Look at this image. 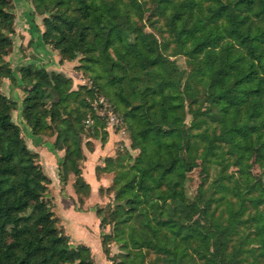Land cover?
Returning a JSON list of instances; mask_svg holds the SVG:
<instances>
[{
    "label": "trees",
    "instance_id": "trees-1",
    "mask_svg": "<svg viewBox=\"0 0 264 264\" xmlns=\"http://www.w3.org/2000/svg\"><path fill=\"white\" fill-rule=\"evenodd\" d=\"M132 1L33 0L44 14L46 45L64 60L82 55L95 69L101 63L107 80L99 81V90L123 108L141 151L130 168L118 171L108 222H115L125 248L153 251L166 264H264V172L253 176L247 161L254 158L264 169V0H153L173 37V55L192 65L187 76L168 68L169 56L145 31L143 9ZM15 26L12 0H0V264H95L89 246H70L49 197L51 178L21 137L12 117L17 103L1 86L9 78L25 88L26 123L35 134L56 135L57 149L66 146L59 175L66 184L74 174L80 196L91 192L81 163L83 121L94 112L88 99L95 92L85 85L75 90L71 78L37 64L22 67L18 81L4 60ZM71 101V113L63 114L59 107ZM207 119L218 127L194 133ZM201 138V154L187 153ZM217 150L247 174L222 169L191 197L188 174L200 158L219 168ZM113 233L101 235L108 256Z\"/></svg>",
    "mask_w": 264,
    "mask_h": 264
},
{
    "label": "rangeland",
    "instance_id": "rangeland-1",
    "mask_svg": "<svg viewBox=\"0 0 264 264\" xmlns=\"http://www.w3.org/2000/svg\"><path fill=\"white\" fill-rule=\"evenodd\" d=\"M126 1L133 3L132 0ZM137 1L143 9V17L140 20V23L145 26V31L152 32L157 36L162 50L170 58L168 68L171 71H184L187 76V73H189L192 69V65L186 56L182 54L173 55L175 43L169 30L167 29L164 16L153 11V0ZM12 2L14 4V11L16 14V23L20 21V19L25 21V19L22 18L24 12L21 13L18 9V0H12ZM133 5L135 10L137 9L136 15L139 17L140 14L138 7H136L135 4ZM29 7L33 12L34 19H38V23H36L37 21L33 23V28L37 29V27L40 25L44 32V14H40L36 10L33 0H31L29 3ZM135 19L137 18L135 17ZM28 24L30 23L28 22ZM17 26L18 25L16 24L15 28H17ZM42 33L39 30L33 33L31 32V36H29L27 41H25V36L22 38L18 36L15 37L16 33L12 35L13 46L11 47L9 53L4 57V60L11 64L18 81L21 82L20 69L24 66L35 64L36 61V64H38L37 68L45 66L49 71L61 72L67 77L71 78L73 89L77 90L80 88V86L85 85L93 89L95 92L94 96L88 99L91 101V108L94 112L86 117L83 121V151L85 158L81 163V167L82 170L86 171V175H88L91 180H94V177L98 179L99 184H97V189L95 192L91 190L89 195L81 194L80 196L74 187L76 180L74 174L69 175V179L66 184L59 183L58 181H56L54 184L51 182L50 184L49 197L53 203V210L59 217V223L64 226L66 233L73 237H70V246L75 247L81 243L76 238L77 236L75 231L71 229V225L67 226V220L71 221L70 216H68V210L69 212L74 213L72 210L74 208L72 201L69 200V193L74 190L77 200L76 201L74 199V210L83 213L84 216L92 211L91 213H96L99 219H97L93 225H88L86 223L83 224L87 229L92 230L91 237L93 241L91 242L92 245L91 247L89 246V248L91 250L95 264H166L162 262L158 255L153 251L146 249H136L131 246L125 248L124 244L118 240V235H116L114 232L115 222H108L113 217L112 211L116 207L114 182L118 171L122 168H130L134 163V159L140 155L141 151L139 148H136L133 145L134 140L132 137L130 124L125 117V111L123 108L116 106L115 102L105 91L102 92L99 90V81H104V79L107 80L101 63L95 64V67L97 68L95 69L93 65L91 67L87 66V62L85 61L86 59L83 58L82 55L73 61L62 59V56L58 50L54 49L50 45H46L43 42ZM97 76H101V78L96 80ZM4 82L6 84L3 83L1 86L2 92L10 100H13L17 103L16 107L12 110V117L15 123L20 127L21 137L23 140L35 153L37 150L32 148L30 143L32 142L33 144H36V141H43L41 144H45L46 148H51L54 153H59L57 157V163L60 165L66 154V146L63 149H57L54 146L56 135L44 133L35 134L33 132L32 126L29 124L26 125L23 122L19 123L16 118H14L15 114H17V111H20L19 103L21 100L23 101L25 88L20 87L17 82H13L9 78H5ZM72 104L74 103L71 101L68 106L61 105L59 109L63 112V114L67 115L68 111H71L72 109ZM186 110L187 115L185 118V123L190 126L193 122V116L191 113H189L188 102H186ZM47 111H51V109L48 107ZM49 113L50 112H48L47 115L48 117H51ZM216 127H218L216 123H212L210 119H207L201 128H194L193 132L197 133L203 131L204 129H208L209 132H212ZM196 140H199L200 142H197ZM49 142H51L50 147L48 146L49 144L47 145ZM204 143L205 142L202 140V138L195 139L194 141L192 140V142L188 145L187 153L194 154L197 152L198 155L201 154ZM97 147L102 150H100V153L95 159L91 161L90 164H87L89 163L87 162L88 154L91 152L93 153ZM217 151L218 152L214 157L218 158V162L215 164H218L219 168L211 167L213 162H205L202 158H200L198 159V166L188 174L187 190L191 197H198V188L200 184L202 182H208L209 180L211 182L220 174V170L222 169L226 171V173L235 174V176L247 174L248 171L245 166L236 165L234 160L227 154L224 155V153H220L219 150ZM108 158H112V160H107ZM39 161L41 163L40 158ZM247 161L250 165L249 171L253 176H259L264 172L261 164L254 162V158ZM63 196H66L65 198L68 200L66 204L61 203L59 200V197L61 199ZM215 205H217V203H215ZM99 210H102L101 213H98ZM259 211V214L264 213V205L260 207ZM75 214L78 213L76 212ZM64 216L68 218H64ZM92 219L94 218L92 217ZM92 219L90 218V221H93ZM103 221L107 223L105 228L100 227V224ZM104 232L111 234L114 232V238L110 242L111 254L109 256L104 252L103 246L101 245L100 247L99 244H97L98 238L101 239V235ZM247 232H249V230H247ZM96 241L97 243L95 244ZM131 259L134 260L132 261Z\"/></svg>",
    "mask_w": 264,
    "mask_h": 264
},
{
    "label": "crops",
    "instance_id": "crops-1",
    "mask_svg": "<svg viewBox=\"0 0 264 264\" xmlns=\"http://www.w3.org/2000/svg\"><path fill=\"white\" fill-rule=\"evenodd\" d=\"M30 2H31V0H18V9H19V11L21 13L24 12V14L22 15L23 16L22 18L25 19V21L22 20V19H20V21H18L16 23L18 26L16 28L15 37L18 36V37H21L22 38L23 36H25V41H27V39L29 38V36H31L30 35L31 32L33 33V32H35L37 30H39L41 33L43 32V28L40 25H39V27H37V29H34L33 28V23L36 22V21H37L36 23H38V19H34L33 12L31 10V8L29 7V3ZM28 22L30 24H28ZM39 41H40V39H39ZM35 43H33V44H35ZM36 63L37 62L35 61V64ZM4 84H6V83L4 82ZM15 98H16V96H15ZM22 107L23 106H22V100H21V102L19 103L20 111L19 112L17 111V114H15V117L14 118H16V120L19 123H22L23 122V123H25L27 125V123L25 122V119L23 117V114H22ZM42 142L41 141H36L35 142L36 144H33L31 142L30 143V146L32 148H34L35 150H37V152L39 153V155H40L39 158L41 160L42 167H43L45 173L51 178V181L53 182V184L56 181H58L59 183H62L61 182L60 175H59V165L57 163V157H58L59 153L58 154L57 153H54L51 148H49V149L46 148L45 144H41ZM50 144H51V142L47 143V145L49 147H50ZM100 150H102V149H100L99 147H97L96 150L93 153L92 152L89 153L88 154V160H87V162H89V163H87V162L86 163L87 164H90L91 161L93 159H95L96 156L100 153ZM87 164H86V166H87ZM83 174L85 176V179L90 183L91 190L93 192H95L96 189H97V184H99L98 179L95 178L93 175H91L92 177H94V180H91L89 178V176L86 175V171L85 170H83ZM69 194H70L69 200L72 201L73 207L75 208L76 196H75L74 190L71 191ZM65 197L66 196H63V197H61V199L59 197V200H60L61 203L66 204L68 202L67 198H65ZM74 208L72 209L74 211V213L73 212H69V210H68V214H69L68 216H70L71 221H68L67 220V226L71 225V229H73V231H75V234L77 236L76 238L79 240V242L84 243V244H86V245H88V246L91 247V245H92L91 242L93 241L92 240V237H91L92 230L87 229L85 227V225H83V224L86 223L88 225H93V223L98 219V216L94 212L91 213L92 211L89 214H86V216H84L83 213L74 210ZM75 211L78 214H75L76 213ZM92 217L94 219H92ZM64 218H68V217L64 216ZM90 218L93 221H90ZM63 221H64V219H63ZM97 225H98V223H97ZM70 237L73 238L72 236H70ZM96 243H97V241L95 242V244ZM97 244H99V246L101 247V245H102L101 244V239L98 238V243Z\"/></svg>",
    "mask_w": 264,
    "mask_h": 264
}]
</instances>
